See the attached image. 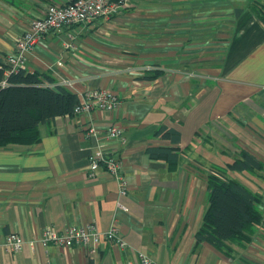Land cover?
<instances>
[{
	"label": "crops",
	"instance_id": "1",
	"mask_svg": "<svg viewBox=\"0 0 264 264\" xmlns=\"http://www.w3.org/2000/svg\"><path fill=\"white\" fill-rule=\"evenodd\" d=\"M65 1L0 0V58L49 4ZM254 1L133 0L115 16L43 36L26 55L27 69L47 71L78 98L109 89L120 104L59 116L41 125L38 143L0 148V264H141L140 253L155 264H264L262 226L234 245L233 256L195 236L211 166H225L238 149L264 164V23ZM113 122L127 145L107 135ZM90 126L96 137L86 136ZM151 147L172 148L177 158L153 157ZM100 149L123 154L125 194L106 170L89 174L88 156ZM245 172L229 176L261 195L264 212V169ZM113 222L125 249L106 240L95 252L3 245L11 232L29 241L45 228L95 223L107 231Z\"/></svg>",
	"mask_w": 264,
	"mask_h": 264
},
{
	"label": "trees",
	"instance_id": "2",
	"mask_svg": "<svg viewBox=\"0 0 264 264\" xmlns=\"http://www.w3.org/2000/svg\"><path fill=\"white\" fill-rule=\"evenodd\" d=\"M251 5L264 23V0ZM78 102V94L59 84L47 71L12 69L5 58H0V148L38 143L41 125L62 115H75ZM164 132V136L179 141L177 131ZM149 153L153 157L177 158L169 147H151ZM237 154L225 166H211L212 172L207 175L208 206L195 234L197 241H206L227 256H233L235 244L251 241L256 227L264 228V212L257 206L261 195L229 176L230 171H263L264 164L246 149H238Z\"/></svg>",
	"mask_w": 264,
	"mask_h": 264
},
{
	"label": "built area",
	"instance_id": "3",
	"mask_svg": "<svg viewBox=\"0 0 264 264\" xmlns=\"http://www.w3.org/2000/svg\"><path fill=\"white\" fill-rule=\"evenodd\" d=\"M132 2L133 0H69L65 3L49 4L44 12L33 19L29 26L17 36L14 51L4 58L11 64L12 69L25 67L27 53L35 48L44 35L53 30L73 25H88L102 17L115 16L130 7ZM119 104L120 98L114 91L106 88H92L79 93V102L74 107V114L90 113L93 110H111ZM106 131L110 138L120 139L123 145H127L128 138L124 135V128L120 123H111ZM85 134L96 137L97 130L94 126H90ZM124 163L121 152H107L100 149L88 156L89 174L95 175L100 170H106L116 179L120 193L125 194L128 183ZM118 207L127 209L121 202H118ZM103 240L123 249L127 247V242L115 222L107 231L99 230L95 223L80 226L70 224L62 232L45 228L41 236L29 241L19 233L11 232L3 245L8 252H16L26 243L35 250L40 244L47 245L52 242L57 246L66 248L81 246L90 250L89 252H95ZM139 260L141 264H155L154 260L145 253L139 254Z\"/></svg>",
	"mask_w": 264,
	"mask_h": 264
},
{
	"label": "rangeland",
	"instance_id": "4",
	"mask_svg": "<svg viewBox=\"0 0 264 264\" xmlns=\"http://www.w3.org/2000/svg\"><path fill=\"white\" fill-rule=\"evenodd\" d=\"M57 38H58V37H57ZM250 174H251L250 172H245V173H244L245 176H250ZM247 178H248V177H247ZM247 178H244V179H247ZM248 179H249V178H248ZM247 186H248V185H247ZM258 207H259V206H258ZM259 208H260V207H259Z\"/></svg>",
	"mask_w": 264,
	"mask_h": 264
}]
</instances>
